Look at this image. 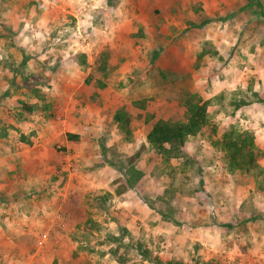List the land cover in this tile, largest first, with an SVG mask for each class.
<instances>
[{
    "label": "clouds",
    "instance_id": "1",
    "mask_svg": "<svg viewBox=\"0 0 264 264\" xmlns=\"http://www.w3.org/2000/svg\"><path fill=\"white\" fill-rule=\"evenodd\" d=\"M127 2L34 0L20 21L23 26L17 23L12 27L16 33L15 47L5 51V41L0 40V66L11 55L15 57L13 67L19 69L24 55L18 49L35 56L41 65L47 62V69L55 67L59 57V77L45 70L44 77L51 78L46 85H35L46 98L64 95L60 82L81 87L87 83L97 88L103 84L111 88L116 105L108 124L103 116H97L85 129L94 137L92 158H82V153L77 152L70 158L75 160V167L69 163L60 169L61 173H67V179L59 175L49 186L47 181L52 177L43 178L44 182L30 178L23 182L24 196L20 202L8 207L0 204V240L7 241L0 247V264H52L57 256L68 258L73 252L78 260L86 258L90 264H120L121 258L125 264H156L157 259L162 264L173 260L196 264L200 257L207 262L222 253L230 257L232 264L237 261L242 264L250 256L264 261V231H249L247 237L242 236L240 244L252 246L242 252L233 242L232 220L242 207L249 210L246 219H251L253 211L264 217V0H219L224 7L218 9L222 14L215 18L204 11L200 0H193L194 5H200L201 12H189V19L162 54L163 60L168 61L166 65L153 63L149 58V53L155 55L158 49L140 43L123 55L119 65L111 64V57L102 62L100 57L115 49L118 33L129 23ZM53 32L56 38L50 40ZM57 45L61 46L59 50ZM206 48L215 51L214 58ZM189 57L193 63L185 68L184 61ZM34 62L27 61V70H31ZM101 63H106L105 70L110 74L96 83L92 74L94 69L99 71ZM211 63L218 70L223 68L222 82L214 77L209 83L201 76V68ZM5 72L11 80L13 72L7 68ZM161 72H167L168 77L161 76ZM16 82L19 84L20 79ZM10 87L8 83L0 86V96ZM221 93L224 98L217 101ZM18 99L25 98L12 95L5 97L4 103L12 108ZM26 102L39 109L45 104L38 98ZM153 103L170 104L169 114L151 109ZM177 106L182 111L179 118H173ZM121 109L126 114L134 109L140 114L138 119L144 121L143 126H134L130 116L125 130L117 118ZM200 109L204 123L197 124L199 130L192 131ZM9 123L12 127L4 129L8 147L3 148L0 156L10 158V162L5 164L0 159V166L13 172L14 161L25 154L13 148L31 151L20 141L21 133L15 129L19 128L25 136L35 131L36 137L29 139L36 147L51 125L39 115L33 117V123L14 120ZM158 126L179 130L181 135L175 141L158 142L151 138ZM69 127L65 139L69 134L82 135L77 128ZM174 142L176 152H172ZM154 154L157 163L149 165V157ZM73 179L79 182L81 192L90 196L87 211L99 226L91 230L87 240L80 238L85 234L83 228L63 225L60 215L67 201V196L61 193ZM3 188L0 184V191ZM33 189L42 199L50 196L51 201L43 202L39 208L34 204L29 208L28 204L36 199ZM14 194L8 193V197ZM57 199L60 207L54 206ZM83 203L82 196L75 209L69 205L68 215L82 211ZM169 208L173 209L172 218L165 219ZM178 218H182L179 227ZM58 220L64 234L57 232L53 236ZM219 225H232V229ZM256 225L264 227V220H258ZM121 228L128 234L122 235ZM73 234L77 239L71 238ZM20 236L35 237L34 251L17 250L12 241ZM109 236L120 243L108 242ZM50 237L59 244L58 252L50 251L54 247ZM137 242L144 245L143 249L137 250ZM228 242H233L230 249ZM130 244L132 247L126 251ZM82 248L91 251H80ZM142 252L148 254L147 259Z\"/></svg>",
    "mask_w": 264,
    "mask_h": 264
},
{
    "label": "rangeland",
    "instance_id": "2",
    "mask_svg": "<svg viewBox=\"0 0 264 264\" xmlns=\"http://www.w3.org/2000/svg\"><path fill=\"white\" fill-rule=\"evenodd\" d=\"M119 2L120 0H110V3L112 4H118ZM137 2L138 4L148 3L147 0H138ZM32 3H34V0H0V40L5 41V51H8L9 49L15 47L14 36L16 35V33L12 31V27L17 23H19L20 27L23 26L20 21L24 17L25 10L31 7ZM200 4L203 5L204 11L209 14L211 18H215L216 16L221 15L222 13L218 9L224 7V4L219 3V0H200ZM127 5L129 4H126L125 7ZM168 6L172 7V10L167 11V17L169 18L171 24L169 27L165 26L161 30H159V28H156V32L154 31V38H150L148 41H143V39H140L142 37L141 32H136L135 30H132V28H129L130 31L128 30L127 32L122 29L118 33L116 47L114 49V51L116 52L115 58L117 59V62L120 63L123 55H125L130 48L135 47L137 43H140L144 44L147 48L159 50L155 53V55L149 53V58L153 61V63L160 62L162 63V66L168 63L167 60H163L162 58V54L164 53L165 49L171 42L174 41V38L177 36L180 27L189 19V12L192 10L196 11L197 13L201 12L200 5H194L193 0H154V15H164V9H166V7ZM159 22H162L161 24H164L165 20L161 18V21ZM122 35L125 38L129 37V39H124ZM55 38L56 32L51 33L50 40ZM56 47L57 50H59L61 46L57 45ZM45 50H47V45L45 46ZM205 50L210 52L213 58L215 57L216 54L213 49L206 48ZM18 51H20L21 54L24 55V61L21 63L19 69L13 67V65L15 64V57L11 55L9 56L8 61L5 62L2 66H0V86H3V84L5 83L11 85L9 91L5 92L3 96H0V139L1 136H3L2 134L5 133L4 129L12 127V124L9 123V121L14 120L18 123H33V117L37 115L41 116L42 119L47 122V124L51 125L50 128L45 130V133H48L50 136H48L49 140L47 141L45 138V143L40 140L39 144H45L44 147L48 149V155H46V163L48 166L52 167L51 169H53L52 181H54L55 178L59 175H64L65 179H67V173H61L60 169L64 168L69 163L72 167H75V160L70 159L71 157L75 156L77 152L82 153V158L85 159L92 158L95 155L92 150L94 146V137L92 136V133L90 131H86L85 129L89 127L91 121L94 120L97 116H103L105 118V123L108 124L110 114L116 108L115 103H113L114 98L112 96V90L111 88L107 87H103L101 89L97 88V90H95L96 87H94L93 84H86L84 87H81L78 84L76 86H72L60 82L59 86L61 88V91L64 92V95L56 97L54 99L46 98L36 90L35 85L47 84L48 79H50L51 77H44L45 70H49L53 73V76L57 78L59 77V57L57 58L56 66L51 69H47V62L41 65L38 61H36L35 56L25 55L23 49H18ZM29 59L35 61L32 65L31 70H27V61ZM51 59L52 57H49V60ZM220 59L222 60L223 58L221 57ZM192 63L193 61L189 57L184 61L183 66L185 68H188L189 65H191ZM224 66H227L226 62ZM5 68L13 72L11 80H9L7 72H5ZM204 68L208 69L207 73L204 72ZM25 71H27V75H25ZM222 72L223 68H220L218 70L214 63L205 64L201 68V76L208 79L209 83H211V80L214 77H219L220 81L222 82L225 79V77L222 75ZM162 73L167 75V77L169 75L167 72ZM109 74L110 71H107L106 77ZM96 78L98 77L95 76L94 79ZM17 79H20L19 84L16 82ZM12 95L24 97L25 99H18L15 105H13L12 108H9V106L4 103V100L5 97H11ZM32 98H38L41 101H44V108L39 109L38 106L35 105L29 106L26 101ZM223 98L224 94L221 93L220 96L217 97V101H222ZM232 103H234V101L230 102L229 106H232ZM25 107H30L32 109L31 112L27 113ZM150 108L157 112H163L164 115H168L169 111L171 110L170 104L167 106H157L155 103H153L152 105H150ZM166 108L168 110H166ZM181 111L182 110L179 109L177 106L176 110L172 112L173 118L179 117ZM51 114H54V118H51ZM127 115L129 117L131 116L132 123L134 126H143L144 121L138 119V116L140 114L135 113L134 109H132ZM69 126L77 128L82 133V135L78 136L79 140L75 141V144L71 145L65 139L66 134L70 131ZM108 127L111 128V125L109 124ZM15 130L19 131L21 133L20 135L25 136L19 128ZM36 135L37 133L35 131H32L31 133H29L28 136L25 137L31 142L29 137H36ZM3 142L4 141H0V143ZM103 143L104 141L101 140V148H103ZM6 144L8 143L6 142ZM0 148L3 149L1 146ZM148 163L149 165L156 164L157 156L154 154L153 156L149 157ZM73 181L80 185L77 180L73 179L71 183ZM237 183L239 184L240 181L238 180ZM61 187H64L63 183ZM77 190L79 194L84 195L80 189ZM180 195L183 196L184 193L181 191ZM88 197L90 198V196ZM105 199H107V197H105ZM177 200L179 201V197H177ZM172 211L173 209L169 208L168 213L165 215L167 219L172 218ZM175 211L178 212L179 207H177ZM247 211L249 210L242 207L240 209V212L232 217L233 224L235 225V236L233 242L240 246L242 252H247V250L252 247L251 244H240V238L242 236L247 237L249 235V231H264V227L256 225V222L258 220H264V218L253 211L251 219H246L245 213ZM60 215L63 218V222L67 225L68 223L65 217L68 216L67 211L66 214L61 212ZM88 215L90 216L91 214L89 213ZM254 215H256V217L253 218ZM257 216H259L258 219ZM179 219L182 218H178V220L176 221L177 227L180 226ZM219 226L228 227L229 229H232V225ZM60 230L61 234H64L63 227H61ZM54 235L55 234H53V236ZM50 239H52L53 243H55L54 245H59L58 243L56 244L55 239H53L52 237ZM233 242H228L227 247L229 249L232 247ZM137 243L142 245V247L138 248L137 250L139 251L143 249L144 245L139 242ZM131 247V244L127 246L126 251ZM197 250H199V245H197ZM141 254L143 255V253ZM209 263L232 264V261L226 253H222L221 255L216 256L215 258L207 262L204 260L203 257H200L196 261V264ZM156 264H162L161 260L157 259ZM168 264H180V262L173 260L168 261ZM237 264H241V262L237 261ZM242 264H264V261H257L255 257L250 256L249 259L243 261Z\"/></svg>",
    "mask_w": 264,
    "mask_h": 264
},
{
    "label": "crops",
    "instance_id": "3",
    "mask_svg": "<svg viewBox=\"0 0 264 264\" xmlns=\"http://www.w3.org/2000/svg\"><path fill=\"white\" fill-rule=\"evenodd\" d=\"M137 1L138 0H128L127 4L129 5H127L125 9H126L127 14L129 15V23L126 24L122 29L125 32H127L128 30L130 31L129 28H132V30H135V31L138 30V32H141L142 37H144L143 41H148L150 38H154V31L156 28H159V30H161L165 26L167 27L170 26L171 22L169 21V18L167 17V14H168L167 11L172 10V7L170 6L166 7V9H164L165 14L162 16L161 14L154 15V0H147L148 3L146 4H138ZM161 18L165 20L164 24H161L162 22H159L161 21ZM124 39H129V37H126V38L124 37ZM5 135L1 136V139H0V141H4L3 143H0V146L2 148L8 147V144H6L7 136ZM48 136L49 134L45 133V136L43 137V139H40V140L43 143H45L44 142L45 138L47 141L49 140L50 136L49 137ZM40 140L38 141L36 147H33V143L26 144L27 149H30L31 151H26L25 149L13 148V151L25 152L24 155H20L19 158L14 161L15 170L13 171V173L8 172L6 167L0 166V176L4 177V179H0V184L4 185L3 190L0 191V204H3L5 207H8L10 203H18L21 201V198L24 196L23 182L25 180H28L30 178H40L41 181L44 182L43 178L52 177L53 169H51L52 167L48 166L46 163V155H48V149L44 147L45 144H42V143L39 144ZM0 153H3V149L1 148H0ZM0 159H3L5 164L10 162V158L6 156H0ZM52 182H53L52 179L48 180L47 184L50 186ZM77 189H80V185H78L74 181L72 183L70 182L68 183L65 192L61 193V195L67 196V201L64 204V209H65L63 211L64 214H66V211L68 213L69 205H71L72 209H75L76 203L83 196L84 203L83 205H81V208L83 210L82 211L75 210L72 215L65 216L67 223H68L67 226L72 227L73 224H75L76 229L79 230L80 228L84 227V223L88 219L89 212L87 211V209L88 207L91 206V204H90V198L87 195L85 196V195L79 194ZM11 192H14L15 194L12 195L11 198H9L8 193H11ZM32 194L36 196V199L35 201H32L31 203L28 204L29 208H31L33 204L37 208H39L43 202L51 201V197L48 195H45L42 199L41 194L37 193L35 189H33ZM54 206L55 207L61 206V202L59 199L56 200ZM254 217H256V215H254L253 218ZM258 218L259 216H257V219ZM63 225H66V223L63 222ZM63 225L61 224V221L58 220L53 230V234L58 232L60 233V235H63L61 234V230H60V228L63 227ZM120 230L122 232V235L128 234L126 230H124L123 228H121ZM84 232H85L84 235H87L89 237L90 233L86 232L85 229H84ZM71 238L73 240L77 239L75 234H73ZM87 239L88 238L84 240H87ZM6 242H7L6 239L0 240V247H2ZM12 242L16 244L17 250H24V251L33 250L34 251V249L32 248V245L35 243L34 236H20L19 238H14ZM50 242L53 245L55 244L53 243L52 239H50ZM108 242L115 243V242H120V241L116 240L112 236H109ZM59 250H60L59 245H54V247L50 249L51 252H58ZM80 251L90 252L91 249L82 248ZM41 264H43V262H41ZM52 264H90V262L86 258L83 260H78L77 254L73 252L70 254V257L68 258H61L60 256H57V259L53 260Z\"/></svg>",
    "mask_w": 264,
    "mask_h": 264
},
{
    "label": "trees",
    "instance_id": "4",
    "mask_svg": "<svg viewBox=\"0 0 264 264\" xmlns=\"http://www.w3.org/2000/svg\"><path fill=\"white\" fill-rule=\"evenodd\" d=\"M109 57H111V64H116V65H119V62H117V59L115 58L116 57V52L113 50L111 53H108L107 51L104 53V55H102L100 57V60L102 62H108L109 61ZM105 67H106V63H101L100 67H99V71H97L96 69L93 70V74H92V79L93 81H95L96 83L102 81L105 77H106V74H107V71L105 70ZM161 76L167 78V75H165L164 73H160ZM95 76H97L98 78L94 79ZM87 84V83H86ZM105 87L103 84H100V89ZM97 90V87L96 89ZM190 105H191V108L193 110H195V104L190 100L189 101ZM26 108V112H31V108L30 107H25ZM117 118L119 120H121L123 122V127L127 128L128 126V122H129V116L125 113L124 109H121L118 114H117ZM179 118V117H177ZM204 123V118H203V109H200L199 112L197 113L196 115V118L194 119V122H193V128L191 129L192 131H196V130H199L197 128V124H203ZM5 135V134H3ZM181 133L179 130H170L168 129L167 127H157V131L155 133H153V136L151 137L152 139H155L157 140L158 142L159 141H162V140H173L175 141V138L180 136ZM6 136V135H5ZM79 140V137L78 136H71L69 134V136H67V141H78ZM20 141L23 142V143H28V144H31V142L23 135H20ZM247 143H250V140L247 142ZM161 151H163L161 149ZM177 149H176V143L174 142L173 145H172V152H176ZM240 155V149L237 148V151H236V156L239 157ZM167 162V161H165ZM249 163H251V161L249 160ZM165 219H166V216H165ZM98 225L95 224L91 219H90V216H88V219L85 221L84 223V229L86 230V232H91L92 229H98ZM88 236L87 235H83L81 236L80 238L81 239H86ZM139 247L138 248H141L142 245L138 244ZM143 253V252H142ZM115 251L113 252V255H115ZM144 257L147 258L148 254L147 253H143ZM120 264H125L124 262V259L121 258V261H120ZM211 264V263H209Z\"/></svg>",
    "mask_w": 264,
    "mask_h": 264
}]
</instances>
